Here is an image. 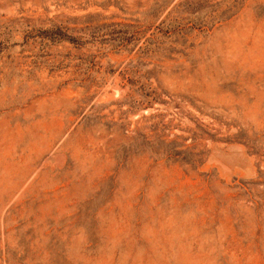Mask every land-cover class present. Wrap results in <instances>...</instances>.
<instances>
[{
  "label": "rangeland",
  "instance_id": "rangeland-1",
  "mask_svg": "<svg viewBox=\"0 0 264 264\" xmlns=\"http://www.w3.org/2000/svg\"><path fill=\"white\" fill-rule=\"evenodd\" d=\"M0 264H264V0H0Z\"/></svg>",
  "mask_w": 264,
  "mask_h": 264
}]
</instances>
